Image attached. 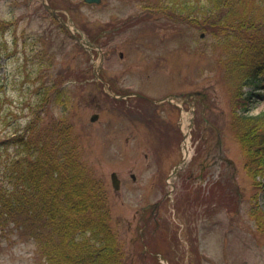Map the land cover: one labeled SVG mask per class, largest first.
<instances>
[{
	"label": "rangeland",
	"instance_id": "obj_1",
	"mask_svg": "<svg viewBox=\"0 0 264 264\" xmlns=\"http://www.w3.org/2000/svg\"><path fill=\"white\" fill-rule=\"evenodd\" d=\"M45 1L102 44L101 76L112 92L139 96L105 94L93 75L96 54L83 52L42 0H0V135H14L39 103L44 124L72 122L82 163L106 184L125 264H264V171L245 167L230 126L234 92L211 35L191 28L177 36L164 17L145 14L154 0ZM49 85L59 92L43 103ZM170 95L188 99L154 103ZM251 105L250 116L264 112V87ZM188 131L190 156L178 166ZM156 203L157 213L142 211ZM43 262L28 237L11 225L0 230V264Z\"/></svg>",
	"mask_w": 264,
	"mask_h": 264
},
{
	"label": "trees",
	"instance_id": "obj_2",
	"mask_svg": "<svg viewBox=\"0 0 264 264\" xmlns=\"http://www.w3.org/2000/svg\"><path fill=\"white\" fill-rule=\"evenodd\" d=\"M154 1L144 7L146 15L164 17L177 36L203 31L222 50L218 64L234 92L231 129L245 167L264 171V112L246 114L264 87V1ZM58 92L55 85L42 88L41 102ZM42 108H32L14 135H0V230L11 225L28 237L43 264H125L104 180L82 163L72 122L44 124Z\"/></svg>",
	"mask_w": 264,
	"mask_h": 264
},
{
	"label": "water",
	"instance_id": "obj_3",
	"mask_svg": "<svg viewBox=\"0 0 264 264\" xmlns=\"http://www.w3.org/2000/svg\"><path fill=\"white\" fill-rule=\"evenodd\" d=\"M84 2H86V3H88V4H92V3H100V0H84ZM44 6H45V8H46L47 10H49V12H50L55 18H57V19L59 20L60 23L64 24V25L66 26V28H69V27L65 24V22H63V20L57 16V14H56V12H55L54 9H51L46 3H44ZM76 39H77V41H79L82 45H85V46L87 47L88 50H91V49L94 48L93 45L88 44L87 42H84L82 39H79V38H76ZM175 98H176V97H175ZM167 99H168L169 101L171 100V98H169V97H168ZM96 119H97V115H93V116L91 117V121H94V120H96ZM186 157H187V153H186V155H185V158H186ZM111 181H112V185H113L114 189H115L116 191H118V189H119V180L117 179V176H116L115 173H112V174H111Z\"/></svg>",
	"mask_w": 264,
	"mask_h": 264
},
{
	"label": "flooded vegetation",
	"instance_id": "obj_4",
	"mask_svg": "<svg viewBox=\"0 0 264 264\" xmlns=\"http://www.w3.org/2000/svg\"><path fill=\"white\" fill-rule=\"evenodd\" d=\"M150 211V213L155 214L157 213V211L154 209V207H150V209H148Z\"/></svg>",
	"mask_w": 264,
	"mask_h": 264
}]
</instances>
